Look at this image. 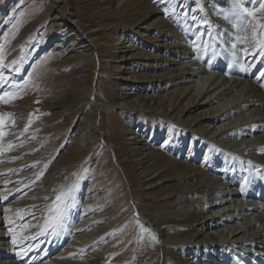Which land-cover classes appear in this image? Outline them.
I'll use <instances>...</instances> for the list:
<instances>
[{
    "label": "bare ground",
    "instance_id": "6f19581e",
    "mask_svg": "<svg viewBox=\"0 0 264 264\" xmlns=\"http://www.w3.org/2000/svg\"><path fill=\"white\" fill-rule=\"evenodd\" d=\"M179 1L175 12L178 18L167 19L166 15H163L156 27L155 24L147 23L154 22L152 18L162 13L153 8L152 0H93L101 7L108 6L109 11L106 12L112 13L111 17L115 21L129 17L130 20L123 27L141 29L130 39L127 56L121 52V55L116 57L118 61L114 69L119 73L124 72L122 65L131 60L143 61L144 65L137 68L139 71L129 75L130 77L119 76L118 80L125 82L121 86H126L130 92L126 91L123 98L112 99L110 105L125 111H146L151 114L152 122L158 120L152 115H158L168 124L157 129L153 124L150 126L153 137H166L167 142L161 149L158 150L153 145L146 147L145 135L140 134L137 139L132 138V142L127 143L125 153L130 159L133 171L137 170L141 174L140 186L150 194L152 205L157 209L151 213L142 212L141 216L137 201H127L126 208L136 216L135 222L137 220L138 224H143L149 229L148 233H145V230L136 232L139 240H132L131 237L136 233L131 237L124 235V225L113 228L120 220L109 219V214L114 213L113 210L93 211L95 197L89 190L84 194L85 202L83 207L79 208L80 211L67 214L68 225L63 226L61 222L64 221L60 219L57 222V208L63 205L57 200L47 199L51 180L45 178L43 173L52 165L57 166L60 158L55 163V157L40 153V158L37 155L29 163L20 159L10 160L5 152L11 148V142L17 141L15 136L18 132L12 134L11 130H0V264H244V257L234 252L236 245L241 247L239 251L242 252L257 242H238L240 235L236 234L237 229L232 230V227L236 225V221L247 218L246 229L254 230L258 224L264 225V56L260 55V50L253 41L252 24L256 21H253L252 17H246L231 3L225 15L221 14L228 23L227 27L231 29L225 31L223 29L226 22L220 19V16L216 17L219 13H214L219 0H197L202 4L203 13L196 6L197 3L195 4L197 1ZM241 3L248 9L259 7V3L255 5L254 0H242ZM65 5L66 0H51L47 6L43 15L50 19L46 36L53 40L68 34L72 44L80 45L75 50L78 57L90 55L100 47L95 45L100 39H95L94 31L83 29L78 20L68 17ZM108 13L103 17L109 15ZM241 16L245 18L241 19ZM256 16L258 21L264 22V13L258 12ZM212 20L217 22V25L203 26L204 22L210 23ZM35 24L36 22L31 23L28 28ZM257 32H264V29L257 28ZM195 33H199V36ZM121 38L122 36H112V55L117 45L122 46ZM214 38H222V44L218 45ZM194 39V44L199 45V50H188ZM245 49L248 50L247 54ZM206 50L211 53L213 51L216 55L215 62L210 63L208 59H203L200 52ZM96 55L93 56L96 58L93 64L97 66ZM196 59L208 70H213L224 78L225 98L216 101L212 98L215 88L210 91L205 89L208 81L201 65H193L192 61ZM186 61H190L189 64ZM183 66L188 68L182 69ZM89 79L83 94L86 102L82 106L85 107V112L81 122L91 118V114L97 116L100 108L97 100L90 102L96 98V95H93V85L98 79L96 72ZM134 83L137 84L133 85ZM230 95L234 97V115L243 116L241 121L244 122L241 127L238 124L233 128H243L245 137L252 141L251 146H246L245 156L255 151L261 152L257 161L252 157L244 160L245 164L253 165L258 178L253 180L252 185L258 188L252 193H246V186L235 182L233 175L229 173V186L237 188L231 190L228 195L215 192L211 199L210 194L203 197L202 193L207 181L212 180V175L216 178L218 173L225 177L226 172H221L223 168L242 169L228 155L232 152L231 149L225 148L230 146L229 141L233 139L228 133L231 128H225L226 117L215 113L218 105L212 107L215 103L220 105ZM73 102L74 99H68L52 105L41 102V105L44 111L56 114L64 105L71 106ZM104 112L106 111L102 107L101 114ZM248 113L250 116L245 117ZM174 121H179V124ZM130 126L137 135L140 131L138 123H130ZM85 128L78 127L72 144L83 146L94 137L101 147L121 151V147L114 142V137L101 133L99 126H94L90 134H87ZM220 143L224 144V149L217 150L215 144L218 146ZM256 143L258 145L254 146ZM186 147L188 152L184 153ZM199 161L200 164L197 165ZM229 164L231 165L228 167ZM214 183L213 180L212 184ZM128 186L127 189L132 192V186ZM184 195L201 196L193 198V207L178 212L174 206L176 198ZM223 197L235 198L231 202L236 206L239 201V213L237 216L214 219L211 216L220 213L227 204L222 200ZM245 198L257 201L263 199V204L257 205L256 202L255 206L245 207ZM169 210L175 213H163ZM250 210L256 211L255 223H252L250 215H247ZM115 216L118 217V214ZM82 220L84 221L81 222ZM135 222L131 221L132 224ZM254 231L256 234L251 236H257L256 239L260 240L257 248L263 250L261 262L264 264V235L261 234L262 231ZM141 237L146 238L148 245L143 247ZM223 239L228 241V247L226 242H222Z\"/></svg>",
    "mask_w": 264,
    "mask_h": 264
},
{
    "label": "rangeland",
    "instance_id": "374dc122",
    "mask_svg": "<svg viewBox=\"0 0 264 264\" xmlns=\"http://www.w3.org/2000/svg\"><path fill=\"white\" fill-rule=\"evenodd\" d=\"M50 2L51 0H0V130L8 132L11 130L12 134L18 132L15 136L18 138L17 141L10 143L11 148H8L5 154L9 155L8 158L10 160L17 161L20 159L21 161H26L25 163H29L37 155L40 158V153H48L46 156L55 157V163L60 158L58 165H52L43 175L45 178L48 177L51 180V187L49 193L46 195L49 201L52 199L56 201L58 195L68 193L69 189H73L71 195L66 199L65 204L68 207L65 208L64 214L60 218L61 221H64L61 222L63 226L68 225L69 218L66 217L68 213L76 212V210L80 211L83 207L85 202L83 199L84 194L89 190L95 197L96 204L95 208H92L93 211L99 212L104 210L107 212L113 210L114 213L109 214L111 217L109 219L111 221L115 219L120 220L113 228L124 225L122 231L128 237L139 231L145 230L144 232L146 233L149 229L144 227L143 224H138L137 220L135 222L136 216H134L130 209H127V201H137L141 216H143L142 212L151 213L157 209H154L152 205L150 194H147L145 188L140 186L141 174L137 170L133 171L130 159L125 154L127 143L132 138L137 139L140 134H144V145L146 147L153 145L154 148L159 150L167 142L166 137L164 135L160 138L153 137L150 126L153 124V127L157 129L162 127V125L168 124L164 118L161 119L158 115H152L158 119L152 122L151 114L146 111H125L110 105L112 99L123 98L126 91L130 92L126 86H121L125 82L118 80L119 76L124 75L128 77L134 72L139 71L137 68L144 65L143 61L131 60L122 65L124 72L119 73L114 69L118 61L116 57L120 56L121 52H124V55L127 56V49L131 45L130 39L134 38L135 32L141 29L139 27H123L130 20L129 17L115 21L111 17L112 13L106 12L109 11L108 6L101 7L100 4L94 3L93 0H66V15L74 18V20H78L83 29L88 28L94 31L95 39H100V42H95V45L100 47L93 51V53L78 57L75 50L80 45L72 44L70 41L71 37L68 34L62 35L61 39L53 40L46 36L50 19L43 17V15ZM152 2L154 4L153 8H157L162 13H158L152 18L154 22H147L148 24H155L157 27L159 25L158 22L165 15V9H168L169 13L166 16L167 19L175 20V18H178L175 12L177 11L179 0H152ZM231 3H233L231 0H219V4L215 6L214 10V13H219L216 17L220 16L219 18L226 22L224 23L225 29H223L225 31H231L227 27V21L223 18ZM195 4L201 9L202 4L200 5L199 1L195 2ZM203 11L201 9L202 13ZM106 13L109 15L103 17ZM131 20L133 19L131 18ZM33 22H36V24L32 28H28ZM216 23L212 20L210 23L206 21L204 24L203 22L201 24L205 25L204 27H208L209 25H217ZM195 34L199 36V33ZM112 36H122L121 42L123 43L122 46H119L120 44L117 45V49L115 52L113 51V55L110 48ZM195 40L192 41V46L188 47V50H199V45L197 43L194 44ZM214 41L220 45L223 39L216 40L214 38ZM56 44L58 46L55 47ZM57 47L60 48L57 49ZM200 54L203 59H208V62H215L216 55L213 51L211 53L206 50L200 52ZM94 55L98 57L96 60L97 66L93 64L94 59H96L93 57ZM205 56L207 57L204 58ZM189 62L186 61L188 64ZM192 62L193 65H201V70L205 73V78L208 81L205 89L210 91L215 88L212 98L216 101L225 98L226 93L223 84L226 82L224 78L220 77L217 72L208 70L200 60L196 59ZM186 68L188 66L182 67V69ZM94 72L98 75V79L93 85V95H96V98L90 102L98 101L99 112L97 116L91 114V118L88 117L81 122L85 112V107L82 106L86 102L83 94L86 84ZM135 84L137 83L133 85ZM94 91L96 94H94ZM233 98V95H230L220 105L219 103H215L212 107L218 105V110L220 111L217 110L215 113L218 112V115L226 117L227 127L225 128H231L228 130V133L233 139L229 141L230 146L225 148L231 149L232 152L228 153V155L242 169L223 168L221 172H226L225 177L218 173H216V178L215 175H212V180L207 181L204 185L203 197L210 194L212 199L215 192L220 194L226 193L228 195L231 190L236 189L237 187L235 186H229V178L227 177L229 173L233 175L235 182H240L241 186H246V193H252L258 188L252 185L253 180L258 178L253 165L245 164L244 160L252 157L257 161L261 152L255 151L245 156L244 151L246 150V146H251L252 141L250 138L245 137L246 132H243V128H240L244 123L241 121L243 116L241 117L240 115L238 117L233 113V109L235 108V103H232ZM242 98H244L243 95ZM68 99H74L73 104L71 106L64 105L56 114L42 109L41 102H47L52 105L59 102L62 103ZM102 107H104L106 112L101 114ZM248 116H250L249 113L245 115V117ZM136 122L138 123V129H140L137 135H135L133 127L130 126V123L135 124ZM174 123L179 124V121H174ZM96 125L99 126L101 133H104L107 137H114L116 145L121 147L120 152L118 149L109 150V148L101 147V144L94 137H91L89 143L83 146L72 144L75 141L79 126H85L87 129L85 128L84 130L87 131V134H90V132L92 133V128ZM237 125L240 127L234 129L233 127H237ZM123 130H126V132ZM255 145L258 144L256 143ZM215 147L217 150H221L224 149L222 148L224 144L220 143L218 146L215 144ZM187 152L188 148L186 147L184 153ZM199 164L200 161L197 165ZM126 168L129 172L126 171ZM213 180L214 184H212ZM128 184L132 186L134 192H130L127 189L129 187ZM199 196L195 195L191 197V195H184L178 197L174 206L177 207L178 212L188 210V207H193L191 205L193 198ZM233 199L235 198L223 197L222 200H225L227 204L220 213H216L211 217L218 219V217L237 216L241 206L239 201L237 202V206L233 204L231 202ZM238 199L241 198L238 197ZM219 200H221V197ZM243 202V206L252 207L253 205L255 206L256 202H258L257 205L263 204V199L257 201L253 198H245ZM163 213L174 214L175 211L169 210ZM255 213L256 211L250 210L247 214L250 215L249 219L252 223H255ZM116 214H118V217L115 216ZM132 220H134V224L131 223ZM247 220L248 218L236 221V225L232 227V230L237 229L236 234L240 235L238 236L240 239L237 240L238 242L241 240H252V243L257 242V244H254L253 247H246L243 249V253L239 251L241 247L239 248V245H236L234 252L240 257H244V264H263L261 262L263 250L257 248L259 247L258 242L260 240L256 239L257 236L252 237L251 235L256 234L254 230H258L260 233L262 231L261 234L264 235V225L258 224L256 229L249 230L248 228L246 229L248 224L245 223ZM78 221L77 223L80 222ZM135 235L131 239L139 240L137 233ZM140 241L143 243V247L148 245L146 238L141 237ZM222 242H226L225 245L229 246L227 240L223 239ZM262 243L264 244V241ZM87 255H89V250L87 251Z\"/></svg>",
    "mask_w": 264,
    "mask_h": 264
},
{
    "label": "snow or ice",
    "instance_id": "6c2138e0",
    "mask_svg": "<svg viewBox=\"0 0 264 264\" xmlns=\"http://www.w3.org/2000/svg\"><path fill=\"white\" fill-rule=\"evenodd\" d=\"M254 2L259 3V7L248 9L242 5L241 0H233L235 7L239 9L241 13H244L246 17H252L253 21H256L255 23L252 24L253 41L255 43V46L259 48L260 55L264 56V32H260V33L257 32V28L264 29V22L258 21L257 16H256L258 12L264 13V0H254ZM168 14H169L168 9H165V15L167 16ZM245 16H241L240 18L244 19ZM244 51L247 54L248 50L245 49ZM72 191L73 189H69L68 193H62L61 195H58L56 197V200L59 201L63 205V207L57 208V211H56L57 222H59V219L63 216L65 208L68 207V205L65 204L64 201L71 195Z\"/></svg>",
    "mask_w": 264,
    "mask_h": 264
}]
</instances>
